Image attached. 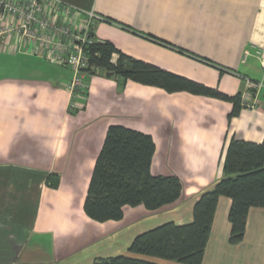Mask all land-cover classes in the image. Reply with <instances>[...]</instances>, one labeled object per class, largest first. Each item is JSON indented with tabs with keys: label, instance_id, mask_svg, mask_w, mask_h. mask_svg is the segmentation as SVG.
Listing matches in <instances>:
<instances>
[{
	"label": "crops",
	"instance_id": "crops-1",
	"mask_svg": "<svg viewBox=\"0 0 264 264\" xmlns=\"http://www.w3.org/2000/svg\"><path fill=\"white\" fill-rule=\"evenodd\" d=\"M58 1L98 14L95 38L136 59L228 95L241 93L247 80L261 85L252 90L253 106L229 119V101L121 82L95 69L85 74L76 108L69 104L68 67L0 49L18 64L0 71V264H94L115 256L180 264L128 247L161 224L192 220L195 201L222 175L231 138L263 140L264 0ZM111 124L151 135V173L180 179L176 201L156 210L126 205L119 220L85 214L89 179ZM50 175H57V187L47 184ZM230 205L229 197H218L201 264H264V207L249 208L241 240L231 243Z\"/></svg>",
	"mask_w": 264,
	"mask_h": 264
},
{
	"label": "trees",
	"instance_id": "trees-1",
	"mask_svg": "<svg viewBox=\"0 0 264 264\" xmlns=\"http://www.w3.org/2000/svg\"><path fill=\"white\" fill-rule=\"evenodd\" d=\"M86 73L100 70L107 78L131 80L162 88L167 92L187 91L232 103L230 119L239 112L241 93L228 95L185 76L121 52L111 42L95 40L85 47ZM117 54L115 61L112 55ZM73 100V97L72 99ZM155 144L151 135L120 124L107 127L89 179L83 209L96 221L119 220L124 206L142 204L156 210L176 201L182 193L174 175L151 173ZM57 175L47 184L57 187ZM219 196L231 199L228 212L229 242L241 240L250 207H264V138L250 142L231 138L225 147L222 175L212 187L201 192L192 208V220L184 224L167 222L137 235L128 250L180 264H201L215 205ZM94 264H157L148 260L115 256L99 258Z\"/></svg>",
	"mask_w": 264,
	"mask_h": 264
},
{
	"label": "built area",
	"instance_id": "built-area-1",
	"mask_svg": "<svg viewBox=\"0 0 264 264\" xmlns=\"http://www.w3.org/2000/svg\"><path fill=\"white\" fill-rule=\"evenodd\" d=\"M101 17L93 11L81 12L58 0H0V49L40 56L71 70L67 88L75 99L84 93L88 67L85 47L95 40L94 24ZM264 72V58L260 60ZM260 81L247 80L241 92V105L252 107V90Z\"/></svg>",
	"mask_w": 264,
	"mask_h": 264
},
{
	"label": "rangeland",
	"instance_id": "rangeland-1",
	"mask_svg": "<svg viewBox=\"0 0 264 264\" xmlns=\"http://www.w3.org/2000/svg\"><path fill=\"white\" fill-rule=\"evenodd\" d=\"M43 65H46V66H56V65H50V64H46L45 62H42ZM17 61L15 58L13 57H10L7 56V55H3V54H0V71L3 70L5 72L7 71H10L9 68H15L17 67Z\"/></svg>",
	"mask_w": 264,
	"mask_h": 264
}]
</instances>
